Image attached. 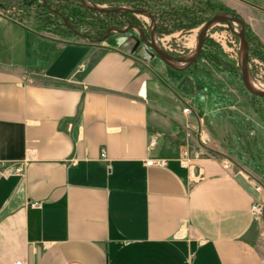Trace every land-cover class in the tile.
<instances>
[{
  "label": "crops",
  "instance_id": "1",
  "mask_svg": "<svg viewBox=\"0 0 264 264\" xmlns=\"http://www.w3.org/2000/svg\"><path fill=\"white\" fill-rule=\"evenodd\" d=\"M233 2L264 42V7ZM14 16L0 10V264H264V190L228 158L180 163L197 126L237 154L230 119L184 115L130 32L73 40ZM249 125L240 160L264 179V126Z\"/></svg>",
  "mask_w": 264,
  "mask_h": 264
},
{
  "label": "rangeland",
  "instance_id": "2",
  "mask_svg": "<svg viewBox=\"0 0 264 264\" xmlns=\"http://www.w3.org/2000/svg\"><path fill=\"white\" fill-rule=\"evenodd\" d=\"M66 1L71 2L67 3ZM87 1L102 7L109 6L108 3ZM154 1H157V3ZM233 1L220 0L221 6L224 7V10L220 13L238 16L248 25L244 13L232 8V5L235 6ZM243 1L264 7V0ZM79 3V0H50V8L62 13L72 27H69L62 17L47 14L37 4L24 7L20 0H0V10L7 12L9 15H15L14 17L16 18L22 17L23 20H26L28 26L60 38L91 41L84 36L87 35L92 41L101 40L105 35V29L102 26L105 21H110V24L115 26L110 32L112 35L120 33V31H117V26L121 22V18L118 16L112 19L105 13L90 12L84 8H80L82 13L71 11L70 8H63V6L77 7ZM151 4L153 5L152 10L153 16L156 17V24L164 28L162 34L155 33L156 45L177 57L191 56L197 49L199 33L206 21L212 17V14L203 15L202 22L190 30L173 29L171 33H168V24L172 25V22L168 21V5L163 0H151ZM124 6L131 7L127 4ZM67 13H70V18H68ZM257 14L260 22L262 21L261 24H264V13L258 12ZM137 18L143 26V31L149 32L151 27H154V21L149 16L138 14ZM49 22L53 24L49 27L57 26V31L45 27ZM240 28L241 25L237 22L231 25L220 22L211 26L204 41L203 53H200V56L192 64L175 61L166 62L146 42L141 40V43L143 50L147 51L149 57L159 61L161 70L170 78L173 86H181L183 95L193 104V116L196 123L199 120L198 116L203 117L205 114L206 118H212L214 113L222 118L226 117L232 122V134L236 135L240 143L237 154L234 151H230L228 148L229 143H225L222 146L227 152L215 146L207 131L202 134L201 129L197 126V129L195 128L191 135L182 133L183 136H181L182 140L187 144L189 156L197 159L199 156L208 155L234 160L231 162H234L236 167L242 169L248 178L247 180L252 182L255 188L261 185L264 190V179L253 173L246 167L244 161L240 160L243 159V154H247L246 152L251 148L249 145L250 139L247 137V134L250 133L248 131L249 124L254 125L259 122L264 126V97L251 94L245 88L241 76L244 47L237 36ZM74 30L80 34L74 32ZM129 32L135 36L137 41L142 38L140 29H137V27L136 29H130ZM257 38L264 43L258 36ZM148 39L150 40L149 37ZM254 43L255 41L253 42V48L255 46ZM248 44L250 52L248 64L249 80H254L264 87V59L261 56L259 57V55L252 56L249 41ZM256 51L259 50L257 49ZM210 54L214 57H211ZM182 127H184L182 129L184 131L187 129L185 125H182ZM201 137L206 140L205 146L202 144ZM233 142L231 141L230 144Z\"/></svg>",
  "mask_w": 264,
  "mask_h": 264
},
{
  "label": "trees",
  "instance_id": "3",
  "mask_svg": "<svg viewBox=\"0 0 264 264\" xmlns=\"http://www.w3.org/2000/svg\"><path fill=\"white\" fill-rule=\"evenodd\" d=\"M24 7H29L34 4L40 6V8L45 11L47 14L55 15L57 17H61L58 14L50 11L49 7L51 6L50 0H20ZM80 3L77 7H68L63 6L64 9L70 8L72 11H76V13H82L81 9L88 10L90 12H99L93 10L91 7L85 5L83 1L79 0ZM94 3H108V8H114L120 5H130L133 9L146 10L153 14V5L151 4V0H91ZM162 1V0H161ZM67 3L71 1H66ZM157 3V1H154ZM163 2L168 5V21L172 22V25L168 24V33H171L173 29H183L190 30L193 27L199 25L202 22V16L205 14L213 15L215 13H220L224 10V7L221 6L220 0H163ZM104 13V12H99ZM65 14V13H64ZM106 15L110 16L112 19L116 16L121 18V22L118 24V27H121L126 24H131L137 26L139 28H143L140 23V20L137 18L135 13L130 11L123 12H106ZM75 15V14H74ZM154 15V14H153ZM68 18H70V13H67ZM156 18V17H155ZM49 24V25H48ZM53 25L52 23H47L46 28L50 30L57 31V26L49 27ZM103 28L106 29L109 26H113L110 24V21L103 22ZM253 32L249 25L245 24V32L246 37L251 44V54L259 55L264 59V43L258 40L257 36ZM156 32L162 34L164 32V28L162 26L156 24ZM255 41V46L253 48V42ZM259 51H256V50ZM203 51L201 52V54ZM211 57H214L210 54Z\"/></svg>",
  "mask_w": 264,
  "mask_h": 264
},
{
  "label": "water",
  "instance_id": "4",
  "mask_svg": "<svg viewBox=\"0 0 264 264\" xmlns=\"http://www.w3.org/2000/svg\"><path fill=\"white\" fill-rule=\"evenodd\" d=\"M46 2V0H44ZM83 1V3L89 7H91L93 10L95 11H99V12H123V11H130L136 14H143V15H147L149 16L153 21H154V17L144 11V10H140V9H133L131 7H127V6H120V7H114V8H108V7H102L100 5L97 4H92L90 2H88L87 0H81ZM49 9L58 14L59 16H61L65 23L70 26V22L68 21L67 18H65L63 16L62 13H60L58 10L50 8ZM220 22H224L227 23L228 25H231L234 22H237L241 25L240 31L237 33V36L239 37L243 47H244V57H243V61H242V67H241V76H242V80L244 83L245 88L254 95H257L259 97H264V90H258L255 89L251 86L250 81H249V57H250V52H249V44L248 41L246 39L245 36V22L242 18L235 16V15H231V14H224V13H217L214 14L211 18H209L206 23L203 25L199 36H198V46L196 51L189 57H177L175 55H172L171 53L159 48L156 43H155V29L152 30V37L149 39H147L144 35H142V40L144 42H146L161 58L165 59L166 62H183L186 64H192L196 61V59L200 56V53L203 49V45H204V41L206 40V35H207V31L209 30V28L211 26H213L214 24L220 23ZM118 31H123V30H118ZM74 32L80 34L79 32H77L76 30H74ZM109 32V31H108ZM84 35V34H83ZM87 39H90L92 41L91 38H89L87 35H84ZM106 37V36H105ZM104 37V38H105ZM102 40V39H101ZM98 40V41H101ZM94 42V41H93Z\"/></svg>",
  "mask_w": 264,
  "mask_h": 264
},
{
  "label": "built area",
  "instance_id": "5",
  "mask_svg": "<svg viewBox=\"0 0 264 264\" xmlns=\"http://www.w3.org/2000/svg\"><path fill=\"white\" fill-rule=\"evenodd\" d=\"M139 96L144 98V99L147 97V81L146 80L142 81V83H141V89L139 91ZM182 111H183V114L186 115V116H189V115L193 114L192 106L188 102H186V104H185V106H184ZM187 124H188L187 126L189 127L190 124L189 123H187ZM201 141H202V144H204V146H205L206 145V140H204L201 137ZM155 144H156L155 141H151L150 142V147H154ZM189 155H190L189 154V150L184 151L182 153L181 158H180V163L183 166H187V167L193 168L196 158L195 157H191ZM102 156H105L104 153L102 154ZM166 163H167V160L163 159V158H158V159L151 158V159H148L146 161L147 165H153V164L165 165ZM256 189L257 190H261L263 188H262L261 185H258L256 187ZM32 205L35 206L36 203H33ZM252 209H253V212L255 214H262V212L264 210V201L256 199L254 201V203H253ZM16 264H21V263L17 262Z\"/></svg>",
  "mask_w": 264,
  "mask_h": 264
},
{
  "label": "flooded vegetation",
  "instance_id": "6",
  "mask_svg": "<svg viewBox=\"0 0 264 264\" xmlns=\"http://www.w3.org/2000/svg\"><path fill=\"white\" fill-rule=\"evenodd\" d=\"M120 6H124V5H120ZM120 6H117V7H120ZM132 8V7H131ZM144 11H146V10H144ZM147 12V11H146ZM148 13H150V12H148ZM152 16H153V14L152 13H150ZM135 15H138V14H136L135 13ZM213 16V15H212ZM154 17V16H153ZM115 26L113 25V26H109L108 28H106L105 29V35H104V37H103V39L102 40H105V39H108L111 35H112V33H110L111 31H112V28H114ZM136 27L137 26H134V25H131V24H126V25H123V26H121V27H118L117 26V31L118 30H123V31H120V32H129V30L130 29H136ZM137 29H140V32H141V35H144L147 39H148V37L149 38H151L152 37V30L153 29H155V33H156V19H155V17H154V27H151V29H150V31L149 32H147V31H143V28H139V27H137ZM109 31V32H108ZM142 37V36H141ZM141 40H142V38H141ZM143 41V40H142ZM170 53V52H169ZM172 54V53H171ZM173 55V54H172Z\"/></svg>",
  "mask_w": 264,
  "mask_h": 264
},
{
  "label": "bare ground",
  "instance_id": "7",
  "mask_svg": "<svg viewBox=\"0 0 264 264\" xmlns=\"http://www.w3.org/2000/svg\"><path fill=\"white\" fill-rule=\"evenodd\" d=\"M249 81L253 88L258 89V90H264V87L260 85L259 83L255 82L254 80H249Z\"/></svg>",
  "mask_w": 264,
  "mask_h": 264
}]
</instances>
